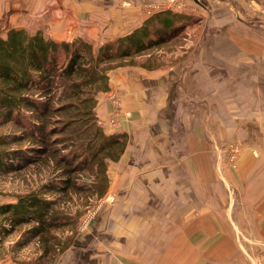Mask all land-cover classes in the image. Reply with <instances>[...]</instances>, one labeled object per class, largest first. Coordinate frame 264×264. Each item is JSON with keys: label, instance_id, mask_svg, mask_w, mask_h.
<instances>
[{"label": "crops", "instance_id": "1", "mask_svg": "<svg viewBox=\"0 0 264 264\" xmlns=\"http://www.w3.org/2000/svg\"><path fill=\"white\" fill-rule=\"evenodd\" d=\"M190 1L196 5L190 15L221 19L222 27L209 31L208 38H222L198 48L199 54L186 64L166 65L158 55L156 65L114 69L109 91L97 97L96 114L104 132L129 137L125 153L111 166L115 175L109 194L117 201V213L131 212L132 220L147 216L155 203L170 212V218L156 215L174 228L173 238L159 241L172 243L160 246V258L171 250L166 258L188 259L190 264H247L245 244H253L254 258L264 239V174H255L264 159L247 153L238 174H232L214 138L220 135L224 141L226 132L236 130V141L253 147L258 144L251 143L252 132L262 135L264 130L257 123L264 120V0H220L227 8L216 13L208 4L218 0H204L206 6L203 0ZM189 3L0 0L1 36L25 29L56 41L83 39L100 47L131 33L153 14ZM216 105L221 111L215 114ZM247 167L250 173L242 174ZM169 188L173 192L166 196L161 190ZM164 198L169 201L162 203ZM118 249L102 257L97 246L95 259L100 258L95 264H151L149 258L120 255ZM0 252V264H17L8 251Z\"/></svg>", "mask_w": 264, "mask_h": 264}, {"label": "trees", "instance_id": "2", "mask_svg": "<svg viewBox=\"0 0 264 264\" xmlns=\"http://www.w3.org/2000/svg\"><path fill=\"white\" fill-rule=\"evenodd\" d=\"M191 24L168 9L97 49L83 39L56 41L25 29L0 38V175L34 165H50L53 173L14 202L0 204V245L20 229L13 247L40 244L31 264H43L69 246L55 231L75 225L77 217L60 208V199L72 193L104 196L107 162L118 161L128 143L127 134L105 133L96 114L98 95L110 89L109 73L156 65V51ZM86 171L93 173L88 185L79 178Z\"/></svg>", "mask_w": 264, "mask_h": 264}, {"label": "rangeland", "instance_id": "3", "mask_svg": "<svg viewBox=\"0 0 264 264\" xmlns=\"http://www.w3.org/2000/svg\"><path fill=\"white\" fill-rule=\"evenodd\" d=\"M189 2V5L186 4L185 6V4H178L171 9L176 14L191 18L193 24L185 28L183 34L177 40L162 46L156 51V55H160V58H162V61L164 60L166 65L175 66L180 63L186 64L190 62L192 59L191 57L199 54L198 48L204 47V44L207 42H215L217 38L219 40L222 38L221 35H218L217 38H208L209 31L216 27H222L221 19L211 20V18H206L204 15H202L203 17L197 16L196 13L190 15L193 9L195 10L194 6L196 5L191 4L190 0ZM202 2L206 6L205 3L207 2L204 0ZM204 5V9H206ZM223 5L224 4L220 0L216 1L213 6H211L210 3L208 4L213 13L222 12L227 8V6ZM234 5L242 6L243 4L235 3ZM201 12L202 14H206L204 11ZM4 32L5 29L3 30V26H0V38L6 37V35L1 36ZM93 46L97 49L99 44H93ZM220 111V105H216L214 108L215 114ZM257 123L264 127V120L258 121ZM226 133L227 136L223 137V139L226 140L223 141L221 137H219L220 135L217 134L219 136L214 138V142L217 144L218 154L223 160V164L227 166V169L232 174H238L241 159L247 153H251L254 159H264V130L262 135L258 134L256 131L252 132L251 137L253 140L251 139V143L258 144L253 147H245L236 141V130L230 135L229 132ZM222 136L224 135L222 134ZM117 162L118 161L111 160L107 162V175L109 181L108 189L104 196L98 198L97 195H93L89 192L84 194L72 193L71 198L60 199V208L72 214L73 217H77V222L73 226L64 227L55 231L60 241H70L69 246L63 252H57L54 257L44 259L43 264H95L100 258V256H98V259H95L97 246L98 252L103 253L102 257H104L105 254H109V249L111 248H123V250L118 249V252L121 253L120 255L126 254L125 252L129 254H139L140 260L149 258L151 264L191 263V260L188 259L166 258L167 256L170 257V253H173L171 250H167L166 255H168L165 258H160L163 251L158 254L160 246L166 248V246L172 245V243H161L159 241L164 240L166 236L174 234L172 224L167 223V225L164 226V223L170 220H158L156 217L157 214H160V216L167 214L165 217L170 218V212L165 211L163 205L155 203L151 206L152 210L147 212V216H139V219L134 220H132L133 214L124 209L119 210V213H117V206L115 205L117 201L116 199H112L111 197L113 196L109 194V186L111 185L110 177L115 175L110 174L111 166L113 163ZM250 169L251 167H247V171L242 174L250 173ZM51 171L50 165H34L20 173L0 175V204L14 202L17 195L36 189L51 178V174H53ZM92 174V171L79 173L80 181L85 182L87 185L91 184L93 180ZM255 174H264V164L262 167L259 166V170H257ZM116 175L118 176V174ZM119 183L121 182L119 181ZM161 191H164L163 193L166 196L170 195V192H173L170 188ZM48 196L53 197L58 195L49 194ZM160 197L161 196H156L155 200H158ZM163 201L168 202L169 199L164 198V200L162 199V203ZM113 216L115 219L112 218ZM111 219H113V221H111ZM138 220L141 224L133 226L132 223H136ZM20 234L21 231L18 229L16 232L6 237L0 245V250L5 253L8 251L17 264H31L40 253V244L38 241L33 240L22 248L13 247L20 238ZM171 238H173V236H171ZM252 245L253 244L250 242L245 244L250 252V254H248L247 251L245 252L247 264H255L257 260L258 254H256L254 258L253 253L251 254ZM259 247L260 254H262L264 250V239L259 244ZM127 248L129 251H127ZM257 253H259V251Z\"/></svg>", "mask_w": 264, "mask_h": 264}, {"label": "built area", "instance_id": "4", "mask_svg": "<svg viewBox=\"0 0 264 264\" xmlns=\"http://www.w3.org/2000/svg\"><path fill=\"white\" fill-rule=\"evenodd\" d=\"M255 264H264V250L263 253L257 257Z\"/></svg>", "mask_w": 264, "mask_h": 264}]
</instances>
